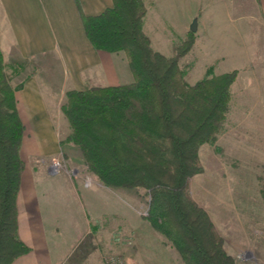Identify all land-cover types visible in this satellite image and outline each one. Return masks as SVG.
Instances as JSON below:
<instances>
[{"label": "trees", "instance_id": "obj_1", "mask_svg": "<svg viewBox=\"0 0 264 264\" xmlns=\"http://www.w3.org/2000/svg\"><path fill=\"white\" fill-rule=\"evenodd\" d=\"M113 1L102 13L87 16L76 0L90 42L108 52L123 51L134 80L68 90L62 109L71 131L64 142L80 148L86 167L104 185L145 189L148 221L186 264H235L188 184L201 170L199 147L215 140L222 127L238 69L187 82L179 60L191 49L195 33L189 31L166 56L144 33V0ZM24 131L0 49V264L30 251L18 234ZM261 193L264 197V184Z\"/></svg>", "mask_w": 264, "mask_h": 264}, {"label": "crops", "instance_id": "obj_2", "mask_svg": "<svg viewBox=\"0 0 264 264\" xmlns=\"http://www.w3.org/2000/svg\"><path fill=\"white\" fill-rule=\"evenodd\" d=\"M79 2L87 16L100 14L114 5L113 0ZM144 3L143 25L152 5L156 35L161 42H168V35L184 36L192 31L190 27L200 11L202 22L198 20V32H193L197 36L202 31L209 49L210 44L218 43L222 44L221 51H228L226 44L243 43L242 36L253 23L264 32V0H144ZM243 17L245 22L238 24L237 19ZM0 49L5 72L15 88L18 113L25 124L21 149L25 169L17 198L18 234L30 251L11 264H62L68 252L65 246L73 241L66 236L75 234L83 206L94 218L113 213L114 190L101 184V189L86 187L83 193L72 184L77 196L64 205L62 214L50 208L44 210L34 172L23 156V145H31L32 152L38 155L63 153L67 155V166L85 165L78 146L61 144L64 131H70L62 109L67 91L83 90L94 84H126L134 76L124 52L123 55L122 51L101 50L90 42L76 0H0ZM50 60L52 65L48 63ZM131 219L134 224H141V218ZM145 242L147 247L153 244L159 248L163 264L171 262L164 244H158L152 237Z\"/></svg>", "mask_w": 264, "mask_h": 264}, {"label": "rangeland", "instance_id": "obj_3", "mask_svg": "<svg viewBox=\"0 0 264 264\" xmlns=\"http://www.w3.org/2000/svg\"><path fill=\"white\" fill-rule=\"evenodd\" d=\"M150 12L144 33L154 50L172 56L188 34L168 35L169 41L161 42L152 5ZM194 20L202 22L201 11ZM237 20L238 24L245 22L244 17ZM204 39L200 30L191 49L179 60L185 80L194 84L233 69H238V74L230 87L231 99L221 129L215 140L199 147L201 170L189 178V193L208 213L235 264H264V32L253 23L243 34V43L226 44L228 51H221L222 44L218 43L210 44L209 49ZM48 63L53 64L51 60ZM64 132L63 142L69 135ZM32 149L31 145H23V156L34 172L42 209L62 214L64 205L76 199L72 184L83 193L86 187L101 189L103 183L86 165L67 166L66 154L38 155ZM55 158L63 164L60 172L53 171ZM112 188L116 201L113 213L94 218L83 204L75 234L66 236L73 241L64 245L68 252L62 264H163L159 248L146 246L150 237L164 244L170 253L171 262L166 264H186L171 240L148 221L150 198L146 190L136 186ZM49 200L52 205L43 202ZM134 216L141 218V224H134Z\"/></svg>", "mask_w": 264, "mask_h": 264}, {"label": "built area", "instance_id": "obj_4", "mask_svg": "<svg viewBox=\"0 0 264 264\" xmlns=\"http://www.w3.org/2000/svg\"><path fill=\"white\" fill-rule=\"evenodd\" d=\"M52 168H53V171L60 172L63 169V164L61 163L59 159L55 158L52 162Z\"/></svg>", "mask_w": 264, "mask_h": 264}, {"label": "water", "instance_id": "obj_5", "mask_svg": "<svg viewBox=\"0 0 264 264\" xmlns=\"http://www.w3.org/2000/svg\"><path fill=\"white\" fill-rule=\"evenodd\" d=\"M190 29H191L192 31H194V32L197 30V20H194V21H193V23H192Z\"/></svg>", "mask_w": 264, "mask_h": 264}]
</instances>
